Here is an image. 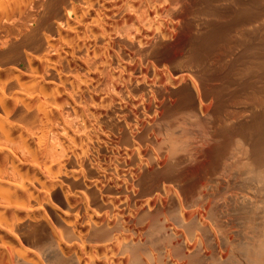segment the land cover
Returning a JSON list of instances; mask_svg holds the SVG:
<instances>
[{
    "label": "bare ground",
    "instance_id": "bare-ground-1",
    "mask_svg": "<svg viewBox=\"0 0 264 264\" xmlns=\"http://www.w3.org/2000/svg\"><path fill=\"white\" fill-rule=\"evenodd\" d=\"M0 264H264V0H0Z\"/></svg>",
    "mask_w": 264,
    "mask_h": 264
}]
</instances>
